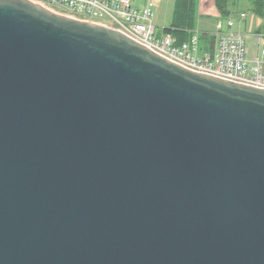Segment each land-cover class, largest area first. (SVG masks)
<instances>
[{"label":"water","instance_id":"1","mask_svg":"<svg viewBox=\"0 0 264 264\" xmlns=\"http://www.w3.org/2000/svg\"><path fill=\"white\" fill-rule=\"evenodd\" d=\"M0 264H264V88L0 0Z\"/></svg>","mask_w":264,"mask_h":264},{"label":"built area","instance_id":"2","mask_svg":"<svg viewBox=\"0 0 264 264\" xmlns=\"http://www.w3.org/2000/svg\"><path fill=\"white\" fill-rule=\"evenodd\" d=\"M73 18L116 28L165 58L183 66L235 82L264 88V31L245 32L248 11L219 16L213 42L192 32L178 42L172 33L158 30L153 22V3L140 7L132 0H31ZM250 38L249 46L246 39Z\"/></svg>","mask_w":264,"mask_h":264},{"label":"trees","instance_id":"3","mask_svg":"<svg viewBox=\"0 0 264 264\" xmlns=\"http://www.w3.org/2000/svg\"><path fill=\"white\" fill-rule=\"evenodd\" d=\"M173 16L169 26L163 29L165 32L172 33L178 42L187 40L193 32L195 20L196 0H174ZM243 0H214V4L221 17L236 15L240 11H251L262 19V23L256 28L257 31H264V0H249L248 8H241ZM200 40L213 42L212 34L202 33Z\"/></svg>","mask_w":264,"mask_h":264},{"label":"rangeland","instance_id":"4","mask_svg":"<svg viewBox=\"0 0 264 264\" xmlns=\"http://www.w3.org/2000/svg\"><path fill=\"white\" fill-rule=\"evenodd\" d=\"M173 1L174 0H162V2L155 7V11L153 10V15H154L153 20L158 30H162L163 27L170 25L173 16V9H172L174 3ZM203 4L205 8L212 10V13H214L215 16L214 17L195 16L192 30L193 32L197 31L198 33L213 34L216 31L217 28L216 23L220 15L218 14V11L214 4L207 2H204ZM249 6H250L249 0H243L241 8L242 9L248 8ZM248 12L250 16H255L253 13H250L251 11ZM243 24L244 23H240L239 25H237V27H240V30L242 31H244V29H241ZM246 43L249 46V44L251 43V39L247 38Z\"/></svg>","mask_w":264,"mask_h":264},{"label":"crops","instance_id":"5","mask_svg":"<svg viewBox=\"0 0 264 264\" xmlns=\"http://www.w3.org/2000/svg\"><path fill=\"white\" fill-rule=\"evenodd\" d=\"M147 1H151L153 3V10L154 11H155V7L158 6L162 2V0H132V5L135 7H140ZM204 2L214 4V0H196L195 16L214 17L215 14L212 13V10L204 7V4H203ZM250 13H253V12H250ZM218 14H219V12H218ZM153 22H154V20H153ZM261 23H262V19L260 17H258L257 15L250 16V14L248 12L247 18H246L243 26L241 27V29H244L245 32H253L254 30H256V28ZM154 25H155V22H154Z\"/></svg>","mask_w":264,"mask_h":264}]
</instances>
